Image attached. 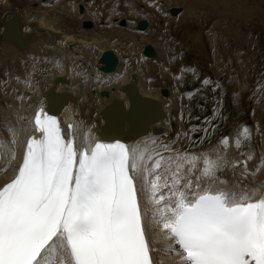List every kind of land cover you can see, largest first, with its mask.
<instances>
[{
	"label": "snow or ice",
	"instance_id": "6c2138e0",
	"mask_svg": "<svg viewBox=\"0 0 264 264\" xmlns=\"http://www.w3.org/2000/svg\"><path fill=\"white\" fill-rule=\"evenodd\" d=\"M34 126L39 136L28 138L18 169L0 186V264H55L54 256L58 264H156L149 204L157 235L178 245L180 264H264V186L238 198L205 193L190 200L176 188L179 173L171 184L149 179L144 173L152 170L135 149L78 147L42 108ZM204 163L202 175L212 177L216 165Z\"/></svg>",
	"mask_w": 264,
	"mask_h": 264
},
{
	"label": "bare ground",
	"instance_id": "6f19581e",
	"mask_svg": "<svg viewBox=\"0 0 264 264\" xmlns=\"http://www.w3.org/2000/svg\"><path fill=\"white\" fill-rule=\"evenodd\" d=\"M230 1L232 2V0H192L190 3L191 5H185L182 13L181 7H171L169 9V14L171 16H176L181 13L177 18L174 17L176 25L178 24V21L191 19L196 21L199 20V16H197L198 10L196 9L197 6L194 5V3L199 5L200 8L209 6L212 9L220 5L221 8H218V21H215V23L218 25V23L221 24V20L224 21L225 18H228L226 16L231 17L232 15L237 14L240 16L242 13V11H237L240 10V7H231ZM6 2L8 3V1ZM53 3L52 6H55V12L61 10V7L56 8V6L60 5L59 1H56L54 4ZM85 5L79 4V2H76L75 5L73 3V7L78 9V11L77 9L76 11L82 14H78V17L81 16L82 19H89H81V27L84 28V30L93 28L94 24L92 23V20L97 18L96 14L89 12V9L86 10L87 5ZM80 6L82 9H80ZM255 7L253 5L251 7L249 6L246 11L248 12L253 9L255 10ZM172 8H177L180 10L172 15L170 13ZM12 10L14 9L11 8V11ZM241 10H243V7ZM76 14L77 13L75 12V15ZM43 15L41 16L43 17ZM70 15H67V17ZM243 16L249 17V14L243 12ZM11 17L16 20V33L20 43H17V41L14 39L6 38L2 35L7 21L6 19L0 28V186H3L5 182L10 180L15 174V171L18 169L21 163V154L23 152L22 150L25 146V143L28 138L33 135V130L28 125V119L31 113L39 105L44 104L45 100L46 102L49 101L52 104L51 108L54 110V112L59 113L63 109L61 112V116L64 118L62 121L63 125L67 126L69 123H72V125L79 130V140L83 144H89V146H91L98 138H101V131L105 122L103 110L106 105L111 103L112 100L116 99L118 101L116 105L122 112L128 110L129 99L127 94L123 91V86L129 83L134 85L135 89L139 93V96L143 98H150L159 103L160 118L149 124V131L146 133V135L135 140H130L131 136L124 137V140L127 139V141L130 142L131 149L136 150L138 157L145 158L143 162L149 169L152 170L151 174H149V172L144 173L149 179H154L156 176H159L161 184L164 183L166 178L168 183L171 184L174 174L179 173L181 177V183L177 185L176 188H178L179 191H183L190 200L195 195L205 192L206 190L223 191L224 194L238 198L243 192H250L261 188V186H264V105H262V103L261 105L259 103H257L255 106L252 105V107L254 106L250 113L252 126L247 130V134H251L253 138V144L251 145V148L246 151L245 155L242 156L238 150V145L240 143L239 138L241 136L238 138L237 133L235 134V132H229L230 134L228 137L221 143L222 147L218 148L216 146L213 148V150H219L220 154L217 161L215 163L213 161L214 164L219 166L216 165L214 175L212 177L203 179L205 177L202 175L203 169H200L197 172L183 173L180 170L182 165V160L180 157L186 156L185 153L187 152H185V147L188 135L186 128L184 127L181 113L182 100L180 96L182 95V92L180 91V87L178 85L181 78L179 75H177V73H172L170 69L166 68V65L169 66L168 62L171 58H169L170 55L168 56V50L166 49V46L155 43L156 46L153 47L147 43L146 46H151L153 50L156 47L154 50L155 53L152 57H146L144 55L143 51L145 46L143 45V48H138V51L136 48V45L137 47L140 45L138 43L134 47L138 52L132 50V52H137L136 54L131 52L133 47L130 49V46L126 45L125 47L123 46L120 48V52H118L119 50L117 48L114 52L111 51L110 48L108 50V47L105 48V46H99V42H101L102 39L98 33L97 35L92 34L93 37L91 38H87V36H84L85 34L83 35L82 32V35H76L77 33L73 34L61 30V28L58 26L62 24L51 25L48 23L50 19H48V21L47 19L44 20L42 17H39V19L26 18L24 15H19V13L16 14L14 11H12ZM48 17L49 16L46 18ZM64 17L65 16L61 18ZM71 20H73V18ZM108 20L110 19L107 18L106 21ZM84 21H90L91 27H84L82 24ZM110 21L108 22L110 23ZM121 21H123V24L120 23ZM117 22L121 27H124L127 23L124 20H121V18L119 20L117 19ZM65 24L67 23H64V26ZM79 24L80 23H78V25ZM127 28L125 27V30ZM146 28L147 26L145 29ZM123 30L124 28L122 31ZM225 30L227 31V29ZM194 31H196V29L193 26L186 28V32L184 33L185 43H197L195 42V40H198L197 37L191 42L192 34H195L193 36H198V33ZM200 38L202 37L200 36ZM125 40L126 39H124V41ZM109 41L111 42L112 40L109 39ZM114 41L116 42L117 40ZM128 42H131V38ZM110 44H113V42ZM128 44L131 45L130 43ZM132 44L134 45L135 43ZM143 44L145 45V43ZM157 46L159 47L157 48ZM187 46L189 45L187 44ZM117 47L119 48L120 46L118 45ZM104 48L113 52L116 58L118 57L116 67L113 71L108 73H104L99 69L101 65L98 60L102 53L107 51L102 50ZM111 48H113V46ZM198 49L196 50L198 51ZM96 50H98V52ZM193 50L195 49L193 48ZM213 56L214 55H212V57ZM143 58H149L151 60L153 58V60H155V64H150L151 62H149V59L147 60L149 64H147L148 62H146V59L144 60L146 64H143L144 61L141 62L140 60ZM236 61L239 60L236 59ZM218 62L219 61L211 63V70L213 69L214 73L218 68L223 67V63L219 64ZM159 75H161L162 78H159ZM232 75H229L228 73L226 75L227 77L225 79L229 81V83V79L232 77ZM60 78L64 80H58ZM160 79L162 80L161 83L163 81L166 83L165 85L168 86V89L157 86L156 83H159ZM206 81H208V79ZM171 86H174V88ZM162 89H166V96L162 95ZM103 90L108 91L107 95L102 96L100 94ZM176 92H179L180 94L178 93V95ZM48 95L54 99V101L49 100ZM260 98L261 95L258 91L256 97H253L252 99L253 102H258ZM154 127H161V134L155 135L153 133ZM121 128L124 134L128 133V119H124L122 121ZM22 130H24L25 133L24 136H21L20 138L19 133ZM245 134L246 133L243 132L244 136ZM226 143H229L227 145H230V152L228 155H224ZM195 153L197 152L195 151ZM194 154H191V156H194ZM207 154L208 153H204L206 158L207 156L209 157V154ZM195 159V161L202 160L200 158L199 160L197 158ZM192 161H194V159H192ZM156 162L161 164L160 168L153 167ZM203 163L204 159L202 160V165H204ZM217 167H220V169ZM186 181L191 182L190 188L186 186ZM145 188H147V185H145ZM161 191L166 199L174 198L173 192L169 191L167 188H163ZM260 195V192H256L254 199H258ZM146 197L147 192L142 194V206ZM153 207L154 206L149 204V211L147 213L149 224L148 238L151 241V247L155 249V251H152L150 254L156 261V264H180L179 256L177 255L179 252L178 246L175 244H170L157 235L158 229L155 227L154 222L155 213L151 210ZM53 259L55 264H58V257L54 256Z\"/></svg>",
	"mask_w": 264,
	"mask_h": 264
},
{
	"label": "rangeland",
	"instance_id": "374dc122",
	"mask_svg": "<svg viewBox=\"0 0 264 264\" xmlns=\"http://www.w3.org/2000/svg\"><path fill=\"white\" fill-rule=\"evenodd\" d=\"M6 1H8V3ZM56 1H59L60 4L59 6H56V8L61 7V10H58V12H55V6H52V3H55ZM76 2L83 5L86 4V10L89 9V12L96 14L97 18L95 20L93 19L94 21L92 20L95 27L93 25V28L85 30L81 27L82 20L89 19H82L81 16L78 17L82 14L77 12V8L73 7V3L75 5ZM191 2L192 0H0V28L3 25L2 23L12 16V11L16 12V14L19 13V15H24L26 18L39 19V17L44 14L43 17L41 16L44 20L50 19V21L48 20V23L51 25L62 24L58 27L65 32L67 31L68 33L73 34L77 33L76 35L85 34L84 36H87V38H91L98 33L101 36V39L105 40H101L99 46H105V48L108 47V50L110 48V50L114 52L116 48L119 50L117 51L120 52V48L123 46L125 47V45L130 46V49L133 47L131 52L132 50L139 51V49L143 48L142 45L146 46L147 43L153 47L158 43L166 46L168 56L170 55L169 58L171 57V61L169 60L168 62L169 66L166 65V68L170 69L172 73H177L181 78L178 84L180 91L182 92L181 94L183 95L180 96L182 100L181 113L184 127L186 128L188 135H186L188 139L186 140L185 147V152L187 153H185L186 156L180 157L182 160L180 170L183 173H191L204 168L205 163L202 165L203 159L204 161L205 159H209V161H214V163L217 161L220 152L217 149L213 150V148L216 146L221 148V143L231 132H235V134L237 133L238 138L241 136L239 138L240 143H236H239L238 150L242 156L245 155L246 151L250 149L253 144L251 134H247V130L252 126V120H250L251 109L257 103L260 105L262 103V105H264V0L230 1L231 7H240V10L237 11H242L240 14L241 17L238 14L232 15L233 17L226 16L228 18H225L224 21L221 20V24L218 23V25L215 21H218V8H221L220 5L212 9L209 6L200 8L199 5L194 3V5L197 6V16H199V20L196 21L191 19L178 21V24L175 25L174 17L177 18L183 12L185 5L190 4ZM252 5L254 7L256 6L255 10H250L248 13L246 9ZM10 7L14 10L11 11ZM171 7H181L182 11L176 16H171L169 14V9ZM242 7L243 10H241ZM75 12L77 13L76 15ZM243 12L249 14V17L243 16ZM67 15L70 16L67 17ZM47 16L49 17L46 18ZM60 16L65 17L61 18ZM72 18L73 20H71ZM107 18L111 20H108L110 23L106 21ZM120 18L127 22L126 25L128 23L131 24H128L127 26L125 25L124 27L119 26L117 19L119 20ZM141 19L147 21V28L144 31H138L136 29V21ZM64 23L67 24L64 26ZM78 23H80V26ZM189 26H193L196 29L194 32L198 33V36H193L195 34H192L191 42L194 41L196 37L198 39L195 40V42H197L195 44L193 42V44H190L189 42L185 43L184 33ZM125 27L128 28L125 30ZM123 28L124 30L122 31ZM225 29H227V31ZM129 35L131 42H128L130 41ZM199 35L202 38H200ZM108 38L112 40L111 42H113V44H110L111 42ZM117 38L120 39L118 40ZM124 39L126 40L124 41ZM114 40L117 41L115 42ZM106 41L110 43H107ZM128 43L131 45H133L132 43L135 44L131 46ZM137 43L140 44L138 45L139 47H137ZM143 43H145V45ZM187 44L190 47L187 46ZM118 45L120 46L119 48L117 47ZM135 45L137 50L134 48ZM112 46L114 49L111 48ZM158 47L159 46H157V48ZM105 48L102 50H107ZM193 48L195 50L199 49L198 51H195ZM155 49L156 47L154 50ZM98 50L96 51L98 52ZM137 52H134L133 54H136ZM212 55L214 56L212 57ZM235 58L239 61H236ZM145 59L146 58L140 60L143 62ZM148 59H146V62H148ZM216 61H219V64L223 63V67L218 68L214 73L213 69L211 70V63ZM146 62L144 61L143 64H146ZM149 62H151L150 64H155L153 58L152 60L149 59ZM149 62L147 64H149ZM227 73L229 75L233 74L229 79L230 83L225 79ZM159 78H162L161 75H159ZM207 79L208 81H206ZM161 81L162 80L160 79L159 83H156L157 86L168 89V86L165 85L166 83H164V81L161 83ZM171 87L174 88V86ZM258 91L261 98L258 102H253L252 98L256 97ZM176 93L178 94L179 92ZM234 105L236 106L233 107ZM252 105L254 106L252 107ZM243 132L246 133L245 136L243 135ZM246 142H248V144ZM227 144L229 143H226L224 155H228L230 152V145ZM195 151L199 153L197 154ZM204 153H208L209 157L207 156L206 158ZM191 154H194L195 158L198 160L199 158L202 160L195 161L196 159L193 155L192 157ZM192 159H194V161H192ZM217 168L220 169V167ZM203 179H207V177H204Z\"/></svg>",
	"mask_w": 264,
	"mask_h": 264
},
{
	"label": "water",
	"instance_id": "95a60500",
	"mask_svg": "<svg viewBox=\"0 0 264 264\" xmlns=\"http://www.w3.org/2000/svg\"><path fill=\"white\" fill-rule=\"evenodd\" d=\"M80 9H82L81 6ZM179 10L180 9L172 8L170 10V13L174 15ZM120 23L123 24V21H121ZM82 24L84 27H91L90 21H84ZM146 25L147 22L145 20H139L137 23V28L139 30H143L145 29ZM16 27L17 23L13 17L7 19L2 35L6 38L14 39L18 43H20L17 37ZM143 53L144 55L150 57L153 56L155 52L151 48V46L147 45L144 47ZM98 62L101 64L99 68L101 71L110 72L114 69L117 63V58L113 52L107 50L102 53ZM58 80L62 81L64 79L60 78ZM123 90L130 99L129 111L122 112L116 105L118 101L116 99L112 100L111 103L106 105L103 110L106 123L109 122L110 126H113L114 128L119 127L121 129L122 121L128 118L130 133L136 135L144 134L149 122L157 116L153 113L154 108H156V103L151 99L139 96L133 84L124 85ZM161 93L162 95L166 96V89H162ZM101 94L107 95V92L104 91ZM155 131L158 132L159 130L155 129Z\"/></svg>",
	"mask_w": 264,
	"mask_h": 264
}]
</instances>
